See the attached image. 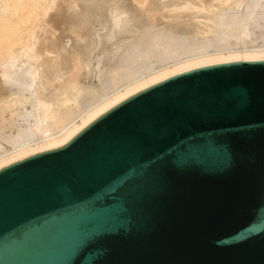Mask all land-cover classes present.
Returning <instances> with one entry per match:
<instances>
[{"label":"water","instance_id":"water-1","mask_svg":"<svg viewBox=\"0 0 264 264\" xmlns=\"http://www.w3.org/2000/svg\"><path fill=\"white\" fill-rule=\"evenodd\" d=\"M58 137L0 162V264H264L263 31L107 70Z\"/></svg>","mask_w":264,"mask_h":264},{"label":"bare ground","instance_id":"bare-ground-1","mask_svg":"<svg viewBox=\"0 0 264 264\" xmlns=\"http://www.w3.org/2000/svg\"><path fill=\"white\" fill-rule=\"evenodd\" d=\"M264 32V0H0V162L67 146L64 118L110 69L201 61Z\"/></svg>","mask_w":264,"mask_h":264}]
</instances>
